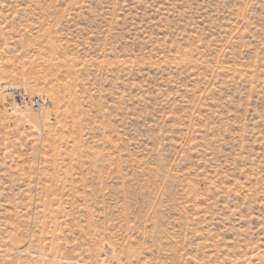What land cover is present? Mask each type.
I'll return each instance as SVG.
<instances>
[{"label": "rangeland", "instance_id": "obj_1", "mask_svg": "<svg viewBox=\"0 0 264 264\" xmlns=\"http://www.w3.org/2000/svg\"><path fill=\"white\" fill-rule=\"evenodd\" d=\"M0 264H264V0H0Z\"/></svg>", "mask_w": 264, "mask_h": 264}, {"label": "bare ground", "instance_id": "obj_2", "mask_svg": "<svg viewBox=\"0 0 264 264\" xmlns=\"http://www.w3.org/2000/svg\"><path fill=\"white\" fill-rule=\"evenodd\" d=\"M4 88H5V90L8 89L10 91V92H8V94L10 96L9 99L12 102L15 100V98H23V96L26 95L24 89L16 87V86L15 87H6L5 86ZM17 115L20 118H24V115L21 112H18Z\"/></svg>", "mask_w": 264, "mask_h": 264}, {"label": "built area", "instance_id": "obj_3", "mask_svg": "<svg viewBox=\"0 0 264 264\" xmlns=\"http://www.w3.org/2000/svg\"><path fill=\"white\" fill-rule=\"evenodd\" d=\"M19 100L21 103H26V101H30L31 104L37 109L39 108V103L41 102V99L39 97L32 98L31 100L27 99L26 97H23V98H19Z\"/></svg>", "mask_w": 264, "mask_h": 264}]
</instances>
